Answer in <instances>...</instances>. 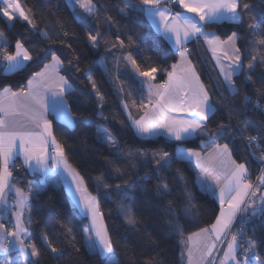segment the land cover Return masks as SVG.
I'll list each match as a JSON object with an SVG mask.
<instances>
[{
  "label": "snow or ice",
  "instance_id": "6c2138e0",
  "mask_svg": "<svg viewBox=\"0 0 264 264\" xmlns=\"http://www.w3.org/2000/svg\"><path fill=\"white\" fill-rule=\"evenodd\" d=\"M71 10L80 21L88 17H94L97 24L96 34L91 32L86 34L87 40L93 49H98L103 40V33L99 31L100 23L111 25L112 17L101 15L103 9L97 7L94 0H66ZM98 2V0H97ZM175 2V0H171ZM178 3L187 13L193 16L176 12L173 14L168 8H161V0H124V7L120 12L124 15L130 12L142 13L157 29L173 43L178 59L170 64L169 68L150 67L148 70H141L140 64L129 53L126 56L118 57L117 72L120 71L119 60L122 59L126 67L131 68L129 75L133 81L140 84L141 89L146 87L148 102L139 104L138 110L143 112L139 119L133 118L129 105L123 107L128 113L130 126L135 134L140 137L151 138L167 135L172 140L182 142L193 136H205L209 139L211 147L207 152L193 149H183L178 146L174 153L166 151L149 152L137 149L136 151L122 149L119 142L113 138L102 124H97L90 117H85L79 121H74L69 107L63 97L75 91L73 84L60 72L65 68L64 60L60 55L51 54L48 63L32 74L27 83L19 91H13L10 87L0 90V205L9 208V214L14 215V223L10 227L0 224V252L8 253L12 247L18 249L24 258L25 264H40V250L31 241V216L28 223H25V205L48 183L47 174L51 172L48 161L54 160L57 169L63 168V172L71 177V184L74 185L76 196V208L80 209L83 216L89 219L90 223L85 229L84 247L89 255L98 256L103 264H120L117 255L118 242L113 240L107 226L103 221V213L97 196L92 195L87 188L83 176L72 168L65 155V147L53 134L52 122L47 119L49 110L48 97L54 96L59 99L53 102V110L59 119H63L75 126L76 123H83L95 126V139L104 144L114 159L104 157L103 162L110 165L109 175L114 171L116 178L121 179L128 175V169H136V158L139 160L140 170L148 168L154 162L151 171L144 172L141 176L133 171L131 180H123L122 183L109 185L105 182L103 175L97 177V184L100 188L107 190L106 194L111 197L112 192H116L121 200L118 203V211L124 216V223L135 228L143 226V221L139 213L152 211L154 199H148V184L153 179L157 181L155 185V198L163 199L164 196L171 195L169 184L172 182L163 173H171L173 164L178 161L195 160L199 176L205 190L206 181L214 182L218 189V199L220 212L215 217V221L208 227L200 228L197 232L190 233L186 240L187 264H215L219 259V264H250V258H256L259 264H264V260L259 259L257 243L255 240L245 239L243 227L233 232L236 221L253 218L257 215L264 216V169L257 177L256 183L249 179V165L237 163L233 159V149L229 143H218L219 140H228L236 144L237 132L240 133V140L246 145L249 154L260 163H264V121L251 119H238L244 117L248 111H254L264 115V88L257 89V99L253 100L245 93L240 102L239 113L229 112L227 123H217L216 130L209 129V122L216 112L225 107L223 101H215L210 96L211 87L202 82L200 73L190 59L191 52L185 46L192 39L203 37L215 58L222 83L217 87L222 91L227 89L230 96L240 95V88L237 79L244 73L243 83L254 84L253 73L257 63L264 65V19L256 21L255 17L249 16L252 21L248 25L250 38L245 41L246 46L251 47L252 59L247 65L243 62V54L238 41L241 39L237 32H232L226 39H221L214 32H206L205 24H217L223 21H230L242 25L244 18L242 12L247 13L249 5L242 0H178ZM0 15L6 17L9 22L17 17L27 22L31 28L39 33L50 44H55L46 30L37 28L33 19L26 14L21 7L19 0H0ZM77 6L81 11L77 10ZM13 13L17 15L14 16ZM55 30V29H54ZM3 34L0 33V36ZM65 38L69 33L64 31ZM138 35V34H137ZM6 43V42H5ZM61 45L71 49L72 45L65 40L59 41ZM107 44V41H104ZM26 41L16 40L13 52H9L7 47L0 48V65H3L6 72L17 71L23 68L26 63L38 64L49 55V51L43 53L33 52L25 46ZM124 41L118 36L116 42L112 44V49L123 51ZM111 53V49H109ZM101 66L107 74L108 64L105 57H100L94 62ZM79 57L69 61V70L79 72ZM92 67H88L85 72L90 73ZM166 76L161 83H156L157 74ZM143 78V79H141ZM264 78V73L261 74ZM118 79V77H117ZM87 88L91 91L89 95L95 98V105L99 118L107 121L103 109L106 106L104 96L100 91L96 79L87 75ZM121 92L124 91L123 85ZM131 95V92L128 93ZM135 106V102H133ZM233 107L236 105L233 103ZM250 106V107H249ZM191 113V117L185 118ZM235 122V130L233 123ZM248 125H252L257 135H245L248 132ZM51 148V151L49 149ZM237 151L240 149L237 147ZM261 152V156L255 157L256 152ZM22 154L24 165L27 166L34 175H39L36 180L35 191L29 189L25 192L10 183L12 172L9 164L14 162L15 157ZM118 161H126L120 164ZM177 178H186L177 169ZM99 190V189H98ZM137 191L140 196H137ZM260 193V195H257ZM14 194V200L8 205L7 197ZM186 208L185 212H191L196 206L192 204L195 199L190 191L185 192ZM139 200V203L137 201ZM225 205H227L225 207ZM15 207V213L10 209ZM29 213L31 209L28 210ZM173 204L168 202L167 212L171 214ZM3 218V216H0ZM169 224L181 232V226L170 220ZM230 234V239H226ZM65 237L67 243L71 245L74 256H79L80 248L76 247L77 239L71 226L65 227ZM42 239L45 241L51 255L60 256L64 250L53 246L45 234ZM150 239V238H149ZM244 240V244L240 241ZM226 242L227 247L223 251V258L213 257V252L218 243ZM264 251V247L261 249ZM29 257L32 259L29 260ZM144 264H152L151 260H146Z\"/></svg>",
  "mask_w": 264,
  "mask_h": 264
},
{
  "label": "trees",
  "instance_id": "16d2710c",
  "mask_svg": "<svg viewBox=\"0 0 264 264\" xmlns=\"http://www.w3.org/2000/svg\"><path fill=\"white\" fill-rule=\"evenodd\" d=\"M242 2L249 5L248 12L241 13L244 18L242 25L221 22L205 24L204 29L214 32L222 39L232 32H237L241 37L237 43L243 54V62L247 65L252 59L251 47L245 45V41L250 38L248 25L252 21L249 20V16L255 17L256 21L264 19V0H242ZM19 3L26 14L33 19L37 28L46 30L52 41L56 43L50 44L20 18L17 17L9 22L6 17L0 15L3 47H7L9 52L14 51V45L18 39L26 41L25 46L33 52L34 56L36 53H43L50 49L49 55L40 63L28 62L17 71L6 72L4 66L0 65V89L10 87L13 91L20 90L24 87L27 79L51 59L52 53H55L64 60L65 68L60 72L61 75L67 77L75 88V91L64 96L74 121L90 117L97 124H102L119 142L122 149L133 152L142 149L148 151L151 156L153 151L174 153L178 146L184 149L198 150L209 141L205 136H193L182 142L165 138L162 135L143 138L137 136L130 126L128 113L123 105L125 103L129 105L128 110L131 111L133 118L139 117L142 111L138 110V106L142 101L145 102L147 90L141 89L138 82L124 74L130 73L131 68L126 67L122 59L119 60L120 71L117 72L116 58L130 53L140 64L141 70H148L150 67L169 68L170 64L176 61L174 51L161 36L152 30L142 13L133 11L127 15L122 14L120 9L124 7V0H98V2L94 0L97 7L103 9L101 15L112 17V23L108 25L101 21L99 31L103 33V40L98 49H93L86 34L89 32L93 35L96 34L97 24L94 22V17H88L84 21L78 20L66 0H19ZM13 15L17 14L13 13ZM64 31L69 33L68 38L64 37ZM118 36L124 41L123 51L112 49V44L116 42ZM61 40L70 43L72 48L69 49L61 45L59 43ZM104 41L108 43L105 44ZM186 47L191 52L190 59L196 66L197 72L200 73L202 82L211 87L210 96L214 102L223 101L225 104V107L218 110L209 122V129L215 131L217 123L228 122L227 114L229 112L239 113L241 111L239 105L245 93L250 95L253 100L258 98L256 90L264 88V78H261V74L264 73V65L257 63L253 73L254 84H244V73H241L240 78L237 79V85L241 90L240 95L232 97L226 88L221 91L217 87L220 83L216 80L212 65L202 47L194 45L192 41L187 43ZM109 49H111V53H109ZM76 57H79V64L75 65V67H79V72H76L74 68L70 71L68 68L69 61ZM100 57H105L107 60V74L101 66L94 63ZM88 67H92L90 73L85 72ZM87 75L93 76L100 86V91L106 102L103 114L108 117L107 121H102L99 118L95 98L88 94L91 89L86 87ZM165 77L158 73L155 82L161 83ZM121 85H123V92H121ZM129 92L131 95H128ZM133 102H135V106H133ZM260 102L264 104V100ZM233 103L236 105L235 107L232 106ZM238 119L264 121V115L248 111L244 117H238ZM50 121L53 126V134L65 147L68 163L83 176L88 191L97 196L99 200L104 224L113 240L118 242L116 251L120 264H144L146 260H151L152 264H183V241L185 238L190 233L199 231L200 228L210 226L218 213L215 200L198 188L195 173L190 165L186 161H178L173 164L171 173H163L172 181L169 184L171 195L164 196L163 199L155 198L157 181L153 179L148 184L149 195L147 198L154 199L153 209L150 212L139 213L143 226L138 225L133 228L124 223V216L118 211L121 197L116 192H112L109 197L106 194L107 190L99 187L96 178L103 175L106 183L115 185L122 183L123 180H131L133 171L143 176L144 172L151 171L154 162L141 171L139 160L142 158H136V169H128V175L117 179V173L112 171L109 175L110 165L103 162L104 157L110 160L114 157L110 155L109 149L104 144L95 139V126L83 123L67 126L52 117H50ZM233 130H235V122ZM249 134H258L252 125H248V132L245 133V135ZM236 136V144L230 143L228 140L217 142L229 143L230 148L233 149V159L237 163L249 165V179L252 180L256 175V163L248 153L246 145L239 139L240 133L237 132ZM237 147L240 151L236 150ZM118 163L126 164V161H118ZM177 169L186 178V183L185 180L177 178ZM11 171L13 184L17 188L24 191L34 188L35 176L29 175L28 172L17 166H13ZM186 191H190L195 197L192 204L196 207L191 212H185ZM140 195V192L137 191V196ZM169 201L173 204L171 214L167 212ZM29 209H31L29 213L31 216V241L41 252L40 264H103L98 256L89 255L85 249L84 236L88 222L78 215L61 185H45L35 198L29 201L27 210ZM170 220H175L181 226L182 231L177 232L169 224ZM66 226H71L74 230L77 239L76 247L80 248L79 256H74L71 245L67 243ZM244 230L245 239L251 238L256 241L259 259L264 260V251L261 250L264 247V216L259 215L257 218L250 219L245 224ZM45 234L52 241L53 246L64 250L63 255L54 257L50 254L42 239Z\"/></svg>",
  "mask_w": 264,
  "mask_h": 264
},
{
  "label": "crops",
  "instance_id": "0c3cea01",
  "mask_svg": "<svg viewBox=\"0 0 264 264\" xmlns=\"http://www.w3.org/2000/svg\"><path fill=\"white\" fill-rule=\"evenodd\" d=\"M160 7L161 8H168V5H167V0H161V4H160ZM77 10H80L82 11V9H79L78 6H77ZM171 12L173 14H175L176 12H181L182 14H186V15H190V13H187L185 9H183V7L177 2L176 5H174L172 7V9H170ZM175 11V12H174ZM192 15H194L193 13H191ZM146 18V17H145ZM147 22L149 23L150 27L152 28V30L158 34L159 36H161L165 42L168 44V46L174 51L175 53V56H176V60L179 58L178 55L176 54V51H175V48L173 46V43L170 42L167 37L163 34L162 32V29L161 31H157L156 27L146 18ZM223 22H229V23H233V22H230V21H223ZM205 30V29H204ZM206 32H210L211 31H208V30H205ZM231 35V34H230ZM227 38V37H226ZM224 38V39H226ZM222 39V38H221ZM193 42L194 45H198L199 47L201 46L203 51L206 53L207 57H208V60L210 62V64L212 65V68H213V71H214V74L216 75V80L219 82V83H222V77L220 76L219 74V70H218V67L216 65V61H215V58L213 57V54L210 50V48L208 47V45L206 44V42L204 41L203 37H200L199 39H192L190 40L189 42ZM188 42V43H189ZM4 45V40H2L1 36H0V48H2ZM187 45V44H186ZM185 45V46H186ZM15 50V48H14ZM49 62V61H48ZM47 62V63H48ZM176 62V61H175ZM44 66V65H43ZM42 66V67H43ZM41 67V68H42ZM40 68V69H41ZM39 69V70H40ZM5 70V69H4ZM38 70V71H39ZM6 71V70H5ZM61 75V73H60ZM30 78V77H29ZM28 78V79H29ZM27 79V80H28ZM166 79V77H165ZM27 83V81H26ZM25 83V85H26ZM24 85V86H25ZM3 89V88H2ZM0 89V90H2ZM19 91V90H18ZM59 99L58 97H54V96H49L48 97V105H49V110H48V114H47V119L50 121V117L56 119V120H59L61 122H63L64 124H66L67 126H72L73 124L72 123H69L63 119H59L56 115V112L53 110V102L55 100ZM64 99V97H63ZM145 103V102H144ZM146 104V103H145ZM143 115V112L140 114V116ZM191 113H188L186 114V117L185 118H189L191 117ZM139 116V117H140ZM139 117L135 118V119H139ZM161 136V135H160ZM162 136H164L165 138H169L171 139L170 137H168L167 135H164L162 134ZM143 138H146V137H143ZM211 147V143L210 141H208L207 143H205L200 149L196 150V151H201V152H207L208 148ZM184 149V148H183ZM186 150V149H185ZM49 151H51V148L49 149ZM190 167L192 168V170L194 171L195 173V181H196V184L198 186V188L206 193H208L216 202L217 206H218V213L217 215L219 214L220 212V204H219V199H218V189L215 187V184L213 181L211 180H208L206 181V184H207V190H205L204 186L202 185L201 181L203 180V177L202 176H199L198 174V169L196 167V164H195V160L193 159L192 161H186ZM13 166H17V167H20L21 169L25 170L26 172H28L29 175L31 176H35V180H38L40 178L39 175H34L30 169L24 165V161H23V156L22 154H18L15 159H14V162L10 163L9 164V170L11 171V168ZM48 167L49 169H51V172L47 174V178H48V183L46 185H61L64 189V191L66 192L71 204L75 207L78 215L80 217H83V214L80 212V209L76 208V196L74 194V185L71 184V177L67 175V173H64L63 172V168H59L57 169L56 167V164H55V161L54 160H49L48 161ZM12 172V171H11ZM10 183L12 185L13 184V181L11 179ZM15 186V185H14ZM17 187V186H15ZM34 188H30L32 189L33 191H35V189L37 188V184L35 182ZM28 191V190H27ZM25 191V192H27ZM257 195H260V193H257ZM13 200H14V194H9L8 197H7V201H8V205H11L13 203ZM227 205H225L226 207ZM16 208L15 207H12L10 209V212L11 213H15L16 212ZM27 211V204L25 205V223L27 224L28 223V217H29V213ZM0 216H3V218H0V224H4L5 227H10L11 226V223H14V220H15V217L14 215L12 214H9V208L8 207H4L2 205H0ZM259 215H257L256 217H253V218H257ZM253 218H246V220L244 221H241V220H237L239 223H242V227H243V230H244V226L245 224L250 220V219H253ZM88 222V225L90 223L89 219L85 218ZM215 221V220H214ZM197 232V231H196ZM245 232V230H244ZM186 240V238H185ZM184 240V241H185ZM183 241V246H184V257H183V264H187V252H186V243ZM215 258V257H214ZM219 258H223V253L222 255H220ZM32 258L29 257V260H31ZM257 261L256 258H250V261H252V264L254 263L253 261ZM0 264H25V260L24 258L20 255L19 251L17 248L15 247H12L10 249V251L8 253H3V252H0ZM215 264H219V259H216L215 260ZM259 264V263H258Z\"/></svg>",
  "mask_w": 264,
  "mask_h": 264
},
{
  "label": "built area",
  "instance_id": "2783aa9c",
  "mask_svg": "<svg viewBox=\"0 0 264 264\" xmlns=\"http://www.w3.org/2000/svg\"><path fill=\"white\" fill-rule=\"evenodd\" d=\"M178 2V0H175V2H171V0H168V6L169 7H172L173 5H175L176 3ZM5 69V68H4ZM248 153H249V150H248ZM261 152H256L255 153V157H259V156H261ZM252 156V155H251ZM252 158L254 159V161H255V163H256V175H255V177L251 180L253 183H256V180H257V177L261 174V170L262 169H264V163H260L256 158H254L253 156H252ZM241 228V224H239V223H237V221H236V223H235V226L233 227V229H232V231L233 232H235V231H237L238 229H240ZM226 239H230V234H229V236L226 238ZM243 240H241L240 242H242ZM226 247H227V244H226V242H224V243H218L217 244V248H216V250L213 252V254L215 253V255H217V256H213V257H218V256H220L221 255V253L226 249Z\"/></svg>",
  "mask_w": 264,
  "mask_h": 264
},
{
  "label": "rangeland",
  "instance_id": "374dc122",
  "mask_svg": "<svg viewBox=\"0 0 264 264\" xmlns=\"http://www.w3.org/2000/svg\"><path fill=\"white\" fill-rule=\"evenodd\" d=\"M174 12H175V11H174ZM190 15L193 16L191 13H190ZM1 38H2V36H1ZM2 40H3V38H2ZM141 79H143V78H141ZM145 89H146V87H145ZM147 102H148V93H147V98H146V100H145V103L147 104ZM133 130H134V129H133ZM95 131H96V129H95ZM27 211H28V210H27ZM27 211H26V212H27ZM28 213H29V211H28ZM242 243H244V242L242 241ZM253 262H254L253 264H258V263H259L258 261H255V260H254Z\"/></svg>",
  "mask_w": 264,
  "mask_h": 264
},
{
  "label": "bare ground",
  "instance_id": "6f19581e",
  "mask_svg": "<svg viewBox=\"0 0 264 264\" xmlns=\"http://www.w3.org/2000/svg\"><path fill=\"white\" fill-rule=\"evenodd\" d=\"M167 2H168V0H167ZM167 5H168V3H167ZM175 5H176V4H175ZM173 6H174V5H173ZM173 6H172V7H173ZM168 7H169V6H168ZM172 7H169V8L172 9ZM237 223H239V222L237 221ZM239 224H241V227H242L243 224H242V223H239ZM240 243L242 244V242H240ZM222 253H223V252H222ZM222 253H221V255H222ZM213 256H217V255H215V253H214ZM218 257H220V256H218Z\"/></svg>",
  "mask_w": 264,
  "mask_h": 264
}]
</instances>
